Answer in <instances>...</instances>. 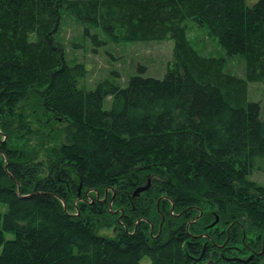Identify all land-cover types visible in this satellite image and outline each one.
I'll use <instances>...</instances> for the list:
<instances>
[{
  "label": "trees",
  "instance_id": "trees-1",
  "mask_svg": "<svg viewBox=\"0 0 264 264\" xmlns=\"http://www.w3.org/2000/svg\"><path fill=\"white\" fill-rule=\"evenodd\" d=\"M62 10L114 43L172 40V66L80 87ZM188 19L244 78L191 46ZM248 83H264V0H0V264H264Z\"/></svg>",
  "mask_w": 264,
  "mask_h": 264
},
{
  "label": "rangeland",
  "instance_id": "rangeland-1",
  "mask_svg": "<svg viewBox=\"0 0 264 264\" xmlns=\"http://www.w3.org/2000/svg\"><path fill=\"white\" fill-rule=\"evenodd\" d=\"M258 0H244L252 6ZM186 37L191 46L202 56L224 59V71L244 78V60L240 55L227 56L217 41L208 36L204 28L194 21L186 20ZM85 29H88L86 34ZM96 35L100 46H95L92 36ZM56 39L64 48L68 64H82L86 77L80 81V87L93 90L102 82H109L125 88L129 78L139 75L143 78L161 79L167 67L173 63V42L170 39L152 42H111L99 28L82 26L61 11L60 27ZM247 99L260 105V114L264 118V83H248ZM109 99L103 108H109ZM264 186V172L254 171L249 178ZM100 235L113 236L112 231H101ZM147 259L142 263L147 264Z\"/></svg>",
  "mask_w": 264,
  "mask_h": 264
},
{
  "label": "water",
  "instance_id": "water-1",
  "mask_svg": "<svg viewBox=\"0 0 264 264\" xmlns=\"http://www.w3.org/2000/svg\"><path fill=\"white\" fill-rule=\"evenodd\" d=\"M148 184H149V182H148ZM147 188H148V185H146L145 187L138 188V189L134 192L133 195L136 196L137 194H139V193L145 191Z\"/></svg>",
  "mask_w": 264,
  "mask_h": 264
}]
</instances>
